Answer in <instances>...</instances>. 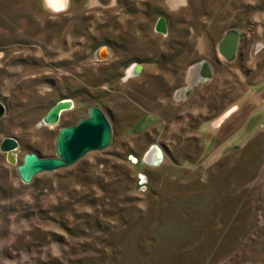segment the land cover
I'll use <instances>...</instances> for the list:
<instances>
[{"label": "rangeland", "instance_id": "obj_1", "mask_svg": "<svg viewBox=\"0 0 264 264\" xmlns=\"http://www.w3.org/2000/svg\"><path fill=\"white\" fill-rule=\"evenodd\" d=\"M65 1L0 0V140L20 141L16 164L0 150V264H264V0ZM230 27L233 61L218 48ZM201 60L213 76L192 85ZM94 99L112 144L24 182V154L56 155Z\"/></svg>", "mask_w": 264, "mask_h": 264}, {"label": "water", "instance_id": "obj_2", "mask_svg": "<svg viewBox=\"0 0 264 264\" xmlns=\"http://www.w3.org/2000/svg\"><path fill=\"white\" fill-rule=\"evenodd\" d=\"M65 1V6H66ZM157 28L166 31L165 18L161 17ZM241 40V31L236 27H230L221 38L219 52L228 61L237 58ZM111 54L110 45L105 44L98 48L96 56L106 58ZM132 67L131 73L129 68ZM126 71L125 78L138 74L143 68L142 63H133ZM196 82L209 80L214 73L213 66L208 60H201L194 64ZM193 85V84H192ZM75 101L71 97L58 100L43 116L40 125H55L66 110L72 109ZM6 112V105L0 102V118ZM114 139L112 122L107 113L99 106L92 105L88 114L81 117L73 124H66L60 128L56 139V155L42 156L35 151L26 152L23 161L17 165L19 176L24 182H31L34 177L43 171H52L75 164L86 153L94 150H104L109 147ZM19 141L14 136H6L1 143L3 151L8 152L9 162L16 164ZM164 153L160 147H152L145 154V159L152 163L163 160Z\"/></svg>", "mask_w": 264, "mask_h": 264}, {"label": "bare ground", "instance_id": "obj_3", "mask_svg": "<svg viewBox=\"0 0 264 264\" xmlns=\"http://www.w3.org/2000/svg\"><path fill=\"white\" fill-rule=\"evenodd\" d=\"M48 2L50 3L51 6H53L56 10H62L65 7V0H48ZM132 67L129 68V73H131ZM188 79L190 84H196V77H195V71H194V64L193 66L190 68L189 74H188ZM180 95H182L183 97H186V88H182L180 90Z\"/></svg>", "mask_w": 264, "mask_h": 264}, {"label": "trees", "instance_id": "obj_4", "mask_svg": "<svg viewBox=\"0 0 264 264\" xmlns=\"http://www.w3.org/2000/svg\"><path fill=\"white\" fill-rule=\"evenodd\" d=\"M120 76V75H119ZM68 89H71V88H69L68 87ZM72 90V89H71ZM70 90V91H71ZM81 91H82V88H80V90H78V89H76L75 91H73V92H67V94H63V95H61V97L59 98V99H57V100H55V101H53V102H51L50 103V105H49V109L58 101V100H60V99H62V98H64V97H68V96H73V97H77V96H79L80 95V93H81ZM92 105H99L100 106V102L98 101V99H94L93 101H92V103H91V106Z\"/></svg>", "mask_w": 264, "mask_h": 264}, {"label": "flooded vegetation", "instance_id": "obj_5", "mask_svg": "<svg viewBox=\"0 0 264 264\" xmlns=\"http://www.w3.org/2000/svg\"><path fill=\"white\" fill-rule=\"evenodd\" d=\"M163 17H164V16H163ZM188 93H189V90L186 89V94H188ZM79 119H80V118H79ZM7 136H12V135H7ZM5 137H6V136H4V138H5ZM4 138H3V139H4ZM3 139H2V140H3ZM2 140H0V150H1V153H3V156L8 160V152L3 151L2 148H1ZM18 141H19V140H18ZM19 146H20V141H19ZM19 148H20V147H19ZM19 148H18V149H19ZM18 149H17V150H18ZM17 160H18V152H17ZM8 161H9V160H8Z\"/></svg>", "mask_w": 264, "mask_h": 264}]
</instances>
